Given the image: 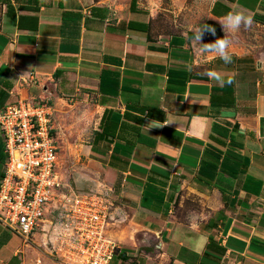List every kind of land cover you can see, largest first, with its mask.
<instances>
[{
  "label": "crops",
  "instance_id": "obj_1",
  "mask_svg": "<svg viewBox=\"0 0 264 264\" xmlns=\"http://www.w3.org/2000/svg\"><path fill=\"white\" fill-rule=\"evenodd\" d=\"M229 12L261 36L223 31ZM211 24L231 63L195 51ZM84 95L99 178L76 188L108 191L131 225L110 264H264V0H0V109L42 99L56 121ZM4 159L0 131V178ZM45 241L0 222V264H60Z\"/></svg>",
  "mask_w": 264,
  "mask_h": 264
},
{
  "label": "built area",
  "instance_id": "obj_2",
  "mask_svg": "<svg viewBox=\"0 0 264 264\" xmlns=\"http://www.w3.org/2000/svg\"><path fill=\"white\" fill-rule=\"evenodd\" d=\"M54 122L53 105L42 99L0 109V222L24 239L43 231L60 264H110L118 249L109 234L113 202L108 191L70 186Z\"/></svg>",
  "mask_w": 264,
  "mask_h": 264
},
{
  "label": "rangeland",
  "instance_id": "obj_3",
  "mask_svg": "<svg viewBox=\"0 0 264 264\" xmlns=\"http://www.w3.org/2000/svg\"><path fill=\"white\" fill-rule=\"evenodd\" d=\"M253 36L258 33L255 28L248 29ZM261 34H259V37ZM77 99L80 103H69L66 105V110L63 111V117L56 118L54 124L58 126V144L59 153L63 168H66L65 174L68 175L69 184L72 188L77 189L80 177L86 181H97L99 178L96 173L85 170L83 161L85 160L83 151L86 147L88 136L92 130V97L90 95L79 96ZM75 100V99H74ZM88 113V114H87ZM113 202V201H112ZM115 204L111 207L112 219L109 224V234L112 236L113 231L117 228L127 230L129 225L128 217L121 219L114 210ZM124 226V227H123Z\"/></svg>",
  "mask_w": 264,
  "mask_h": 264
},
{
  "label": "clouds",
  "instance_id": "obj_4",
  "mask_svg": "<svg viewBox=\"0 0 264 264\" xmlns=\"http://www.w3.org/2000/svg\"><path fill=\"white\" fill-rule=\"evenodd\" d=\"M253 23V17L251 15H245L243 12H229L220 21L223 26V31L236 32L241 26L245 28H250ZM204 32H209L215 35V28L212 26H204L194 30V37L191 38V42L195 45V51L200 55L212 54L213 57H219L224 63H231L232 57L229 54V46L231 41L227 37L217 38L211 43H202V36ZM188 71H191V66H187ZM205 75L209 77L210 80L216 81L221 87L225 84L231 85L234 80L229 78L227 80L217 71H207Z\"/></svg>",
  "mask_w": 264,
  "mask_h": 264
},
{
  "label": "water",
  "instance_id": "obj_5",
  "mask_svg": "<svg viewBox=\"0 0 264 264\" xmlns=\"http://www.w3.org/2000/svg\"><path fill=\"white\" fill-rule=\"evenodd\" d=\"M210 26L215 28V35L209 32H205L206 39L208 40V43L214 42L217 38H223L219 27H217L216 24H211Z\"/></svg>",
  "mask_w": 264,
  "mask_h": 264
}]
</instances>
